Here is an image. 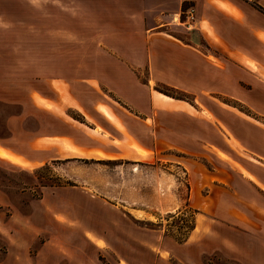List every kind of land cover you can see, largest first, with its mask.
<instances>
[{
	"label": "crops",
	"instance_id": "crops-1",
	"mask_svg": "<svg viewBox=\"0 0 264 264\" xmlns=\"http://www.w3.org/2000/svg\"><path fill=\"white\" fill-rule=\"evenodd\" d=\"M106 1L103 10L111 12L113 4L106 7ZM118 1L116 12L128 16V0ZM129 1L138 9L130 17L145 35L143 51L137 41L117 45L118 55L68 60L135 63L145 51L150 81L183 97L156 89L148 104L138 101L129 109L104 95L98 99L91 78L49 77L50 65L59 71L58 65L68 62L65 14L91 4L0 0V170L32 174L50 161L128 162L136 180L119 185L129 213L140 221L151 220L145 208L174 213L182 207L176 173L154 169L145 177L139 171L141 165L168 163L185 176L183 207L193 217L184 242L171 253L182 264H209L214 256L227 264H264V0ZM183 5L195 9L189 30L176 22ZM135 127H142L150 142H135L140 138ZM166 145L168 155H154ZM88 173L89 190L96 193L90 204H109L102 193L110 190L107 171L94 167ZM7 204L13 205L0 196V208ZM26 226L25 217H0V264H55L42 249L30 253ZM37 228L35 237H41V222Z\"/></svg>",
	"mask_w": 264,
	"mask_h": 264
},
{
	"label": "rangeland",
	"instance_id": "rangeland-1",
	"mask_svg": "<svg viewBox=\"0 0 264 264\" xmlns=\"http://www.w3.org/2000/svg\"><path fill=\"white\" fill-rule=\"evenodd\" d=\"M86 1L91 5L85 11L76 15L65 14L63 56L66 60L71 57L106 55L110 52L118 55L117 45L131 46L137 41L139 44L136 46L143 51L145 35L130 17V14L138 10L135 3L127 1L128 16H124L120 10H115L114 3H119L118 0H104L106 7L113 4L111 12L103 10V0ZM186 6L183 5L182 9ZM58 66L59 71L56 70V65H50L45 74L49 77L59 75L76 82L91 78L97 82L98 99L104 95L108 102L129 109H133L138 101L148 104L149 96L156 89L174 97L184 95L150 81L145 51L141 54L140 61L135 63L105 65L68 60ZM33 71L34 75H39V71ZM69 114L79 118L75 112L69 111ZM0 126H3L1 120ZM141 128H134L140 137L135 142H150L144 139V129ZM118 144L120 145L119 142ZM165 147L154 150V155H168L170 151H167V145ZM114 152L118 151L114 149ZM167 164L158 162L141 165L139 171L143 170L145 177L149 170L154 169L166 174L176 173V195L182 207L174 213L145 208L150 213L151 220L139 221L133 218L129 213L132 208L127 205L129 199L125 195L124 185H119L120 181L125 183L131 178L136 180V172L132 171L130 163L114 161L97 164L88 160H71L50 161L32 174L0 170V196L8 198L13 204L1 207L0 217L4 221L11 214L25 217L26 229L33 241L30 253L33 255L42 249L50 263L56 264L60 260L58 264H182L171 252L173 246L184 242L193 226V217L190 210L183 207L186 197L185 176L179 168ZM94 167L107 171L111 182L110 190L101 192L109 196L106 200L109 204H90L91 195L96 193L89 190L88 169ZM138 175L141 176L142 172ZM40 222L43 233L41 237H35L37 224ZM89 235H95L97 239H91ZM62 258L64 262H61ZM229 262L218 256L208 260L209 264Z\"/></svg>",
	"mask_w": 264,
	"mask_h": 264
},
{
	"label": "built area",
	"instance_id": "built-area-1",
	"mask_svg": "<svg viewBox=\"0 0 264 264\" xmlns=\"http://www.w3.org/2000/svg\"><path fill=\"white\" fill-rule=\"evenodd\" d=\"M196 21L195 9L193 5H188L180 11L176 22L186 29H191Z\"/></svg>",
	"mask_w": 264,
	"mask_h": 264
}]
</instances>
